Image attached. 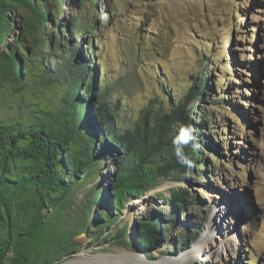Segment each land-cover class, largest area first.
<instances>
[{"label": "rangeland", "instance_id": "obj_1", "mask_svg": "<svg viewBox=\"0 0 264 264\" xmlns=\"http://www.w3.org/2000/svg\"><path fill=\"white\" fill-rule=\"evenodd\" d=\"M72 78L84 96L97 84L102 99L90 113L98 124L102 101L119 135L139 136L144 125L152 134L161 116L186 105L202 158L192 171L153 176L118 208L113 184L126 152L102 154L99 127L93 171L69 191L46 188L43 221L30 181L6 191L0 245L39 224L26 237V264L171 263L206 234L212 257L192 264H264V0L9 2L0 16V132L33 130ZM7 153L0 148V178L28 177L33 162ZM144 223L155 225L148 245Z\"/></svg>", "mask_w": 264, "mask_h": 264}, {"label": "trees", "instance_id": "obj_2", "mask_svg": "<svg viewBox=\"0 0 264 264\" xmlns=\"http://www.w3.org/2000/svg\"><path fill=\"white\" fill-rule=\"evenodd\" d=\"M9 2H20L28 6L30 0H0V16H5V8L8 7ZM11 64L15 66V57ZM66 83L61 102L56 105L45 102L44 110L33 130L18 129L14 132L11 129H4L5 131L0 132V148L8 150L7 158L17 150L19 156L34 164L30 168L29 176L25 177L22 174L17 182L13 183L6 178L5 174L0 178V201L5 205V194L9 188L14 187L15 183L20 187L30 181L36 192V203L40 214L38 219L43 221L44 216L41 215V211L44 208V190L51 187L69 191L73 189V184L84 180V176L93 171L99 160V156L95 153L99 127L103 130L102 154L113 150L118 151L120 147L126 152L123 168L113 184L118 208L124 207L129 197L143 191L145 189L143 187L148 180L154 178L153 176L163 174V171H192L197 161L202 158L200 148L193 150L191 144L184 147V152L193 161L192 167L179 163L174 154L175 148L172 141L179 134L181 127L190 125L195 137L199 135L195 131V125L186 105L180 103L173 113L161 116L154 133H149L147 126L144 125L139 136H124L117 134L110 126L115 114L104 108L103 102L100 101L101 94H96L98 88L96 83L90 86V92L86 96L80 94L82 84L78 78L66 80ZM203 86L204 84L197 86L193 90V95L199 97L203 94ZM95 98L100 99L96 113L98 124L90 113V105ZM22 139L28 142L24 147H20ZM73 141H78L79 148L70 154ZM167 159H171L168 164ZM6 165H3V170L7 168ZM178 198L180 207L183 209L187 205L186 197L179 195ZM9 220L10 226H13L10 212ZM40 228L39 224H35L29 227L28 231L25 230L26 233L8 236L0 245V264L4 263L5 257L12 252L13 248L15 253L11 264H26L30 259L26 237ZM141 229L143 236L140 242L143 245L151 244L156 232L155 225L144 223ZM169 235L170 230H165L164 237L167 238ZM13 236L16 239L15 245L12 243Z\"/></svg>", "mask_w": 264, "mask_h": 264}, {"label": "clouds", "instance_id": "obj_3", "mask_svg": "<svg viewBox=\"0 0 264 264\" xmlns=\"http://www.w3.org/2000/svg\"><path fill=\"white\" fill-rule=\"evenodd\" d=\"M173 146L175 148V156L179 163L182 165H187L188 167L193 166V161L189 158L188 155L184 152V147L191 144L193 150H197L200 148V144L198 143L194 130L190 125H185L180 128L179 134L173 138Z\"/></svg>", "mask_w": 264, "mask_h": 264}, {"label": "bare ground", "instance_id": "obj_4", "mask_svg": "<svg viewBox=\"0 0 264 264\" xmlns=\"http://www.w3.org/2000/svg\"><path fill=\"white\" fill-rule=\"evenodd\" d=\"M211 242V237L203 236V238L197 243V245L188 253L181 255L176 261L168 262V261H161L158 263H150L147 261H143L141 259L138 260L140 264H192L194 258H202L204 260H209L213 254V247L209 244Z\"/></svg>", "mask_w": 264, "mask_h": 264}, {"label": "water", "instance_id": "obj_5", "mask_svg": "<svg viewBox=\"0 0 264 264\" xmlns=\"http://www.w3.org/2000/svg\"><path fill=\"white\" fill-rule=\"evenodd\" d=\"M70 263H71V261L66 262V264H70Z\"/></svg>", "mask_w": 264, "mask_h": 264}]
</instances>
